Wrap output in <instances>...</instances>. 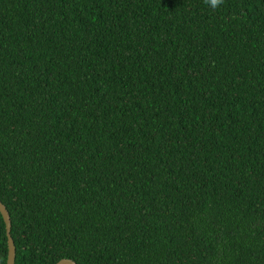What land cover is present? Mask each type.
<instances>
[{"label": "trees", "instance_id": "trees-1", "mask_svg": "<svg viewBox=\"0 0 264 264\" xmlns=\"http://www.w3.org/2000/svg\"><path fill=\"white\" fill-rule=\"evenodd\" d=\"M0 203L15 264H264V0H0Z\"/></svg>", "mask_w": 264, "mask_h": 264}, {"label": "water", "instance_id": "water-1", "mask_svg": "<svg viewBox=\"0 0 264 264\" xmlns=\"http://www.w3.org/2000/svg\"><path fill=\"white\" fill-rule=\"evenodd\" d=\"M0 215L5 225L6 239H7V258L6 264H15L16 248L11 238V221L10 216L2 203H0ZM55 264H76L71 259H60Z\"/></svg>", "mask_w": 264, "mask_h": 264}, {"label": "clouds", "instance_id": "clouds-1", "mask_svg": "<svg viewBox=\"0 0 264 264\" xmlns=\"http://www.w3.org/2000/svg\"><path fill=\"white\" fill-rule=\"evenodd\" d=\"M204 3L213 9H217L224 3V0H204Z\"/></svg>", "mask_w": 264, "mask_h": 264}]
</instances>
